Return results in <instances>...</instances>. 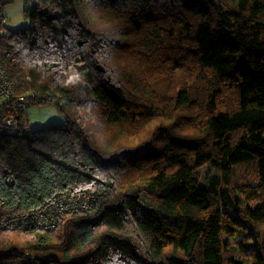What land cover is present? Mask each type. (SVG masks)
I'll use <instances>...</instances> for the list:
<instances>
[{"label":"trees","instance_id":"16d2710c","mask_svg":"<svg viewBox=\"0 0 264 264\" xmlns=\"http://www.w3.org/2000/svg\"><path fill=\"white\" fill-rule=\"evenodd\" d=\"M22 1L1 64L66 125L0 102V222L92 197L0 229V264H264V0Z\"/></svg>","mask_w":264,"mask_h":264},{"label":"built area","instance_id":"2783aa9c","mask_svg":"<svg viewBox=\"0 0 264 264\" xmlns=\"http://www.w3.org/2000/svg\"><path fill=\"white\" fill-rule=\"evenodd\" d=\"M10 2L12 0H2ZM31 97V96H30ZM29 97V98H30ZM27 96H16L14 84L6 73L0 61V102L11 100L18 113H22L28 106ZM2 105L0 103V109ZM18 119L14 115L0 119V131L4 128L9 132H15L18 126ZM21 122V121H20ZM92 193L88 190L73 191L56 194L52 199L40 207L30 209L28 212L7 218L0 222V229L13 227H34L49 228L56 223L59 215L67 212H78L88 207Z\"/></svg>","mask_w":264,"mask_h":264},{"label":"rangeland","instance_id":"374dc122","mask_svg":"<svg viewBox=\"0 0 264 264\" xmlns=\"http://www.w3.org/2000/svg\"><path fill=\"white\" fill-rule=\"evenodd\" d=\"M28 5L22 0H14L4 5L2 15L4 16V25L8 30H22L28 27L29 21L25 16V10ZM29 127L32 130L40 129L45 125H54L64 127L66 125L65 117L60 112L55 103L47 104H29L26 107ZM250 202L258 200L257 195H252L248 199Z\"/></svg>","mask_w":264,"mask_h":264}]
</instances>
